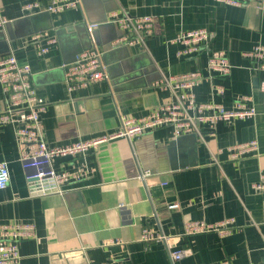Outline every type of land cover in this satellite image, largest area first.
Listing matches in <instances>:
<instances>
[{
    "label": "crops",
    "instance_id": "obj_1",
    "mask_svg": "<svg viewBox=\"0 0 264 264\" xmlns=\"http://www.w3.org/2000/svg\"><path fill=\"white\" fill-rule=\"evenodd\" d=\"M52 1L0 0V17L10 22L0 29V57L11 53L29 65L31 85L46 102L40 122L48 146L116 133L120 116L144 117L169 102L155 82L195 70L203 76L194 89L197 102L233 110L236 97L247 95L257 114L212 128L200 124L198 134L176 138L166 126L108 140L84 159L86 179L42 196L29 192L13 128L1 127L0 162L9 183L0 190V224L35 228L33 238L18 244L19 264H171L168 251L179 249L190 254L175 264H264V194L252 189L264 170V72H253L242 56L264 46V9L211 0H79L80 8L52 14L45 10ZM33 2L40 9L25 12ZM123 13L151 16L154 34L142 45L112 46L122 32L111 17ZM86 23L97 26L89 31ZM193 29L209 32L208 51L225 53L228 76L207 72V50L176 57L180 47L168 42ZM37 33L56 41L44 55L30 43ZM93 46L105 78L68 90L63 66ZM5 108L0 91V112ZM251 140L256 152L230 160L229 147ZM68 161L57 159L54 170H72ZM228 219L229 234H185L188 222ZM143 229L165 241H143Z\"/></svg>",
    "mask_w": 264,
    "mask_h": 264
},
{
    "label": "built area",
    "instance_id": "obj_2",
    "mask_svg": "<svg viewBox=\"0 0 264 264\" xmlns=\"http://www.w3.org/2000/svg\"><path fill=\"white\" fill-rule=\"evenodd\" d=\"M231 6L252 5L257 11L264 9V0H211ZM79 0H54L47 7L48 13H60L72 8H80ZM25 12L39 10L36 2L23 6ZM112 21L121 30V35L111 45H142L154 34V19L151 16H130L128 14H113ZM10 22L0 17V29H4ZM87 29L92 31L97 24L86 23ZM210 35L205 29H193L178 32L169 44L180 47L176 57H190L207 50ZM38 55H44L50 46L56 43L54 38L37 33L30 37ZM250 63V69L255 73L264 72V46L255 45L242 54ZM64 80L68 90L84 88L105 78V66L98 47L93 46L79 53L74 62L63 66ZM207 72L226 77L230 74L231 64L225 53L206 52ZM203 76L195 70L188 73L163 77L155 82V86L167 91L169 102L161 105L150 114L140 118L120 116L119 130L103 138L79 140L63 146H48L43 139L40 115L46 107L45 100L37 94L31 85V69L27 64L18 63L16 57L8 53L0 57V91L6 108L0 112V128L11 126L14 139L21 148L19 160L25 171V180L29 192L33 196H42L51 193L61 194L65 185L84 180L89 170L84 159L91 150L111 139H132L151 132L160 127H171L173 136L198 134L199 125L206 124L212 128L216 123H230L234 119H247L257 114L251 98L239 95L235 99V108L226 110L221 105L199 103L196 101L194 89L201 83ZM264 92V81L260 85ZM221 94V89H217ZM264 116V106L260 110ZM255 140L236 144L227 149L230 160L235 161L242 156L256 152ZM57 159H67L72 170L53 168ZM9 172L7 164L0 162V190L7 187ZM252 189L264 194V170L260 172L258 180L252 184ZM121 206V205H120ZM175 206H171L173 208ZM232 219L218 223L194 221L185 224V234H205L217 232L221 236L231 232L229 225ZM35 228L33 224L7 223L0 224V264H19L20 254L18 244L25 239L33 238ZM143 241H165L161 234L152 236L148 229L142 230ZM111 244L117 242L110 241ZM190 252L187 249L170 250L168 258L175 264ZM212 264H230L228 260Z\"/></svg>",
    "mask_w": 264,
    "mask_h": 264
}]
</instances>
